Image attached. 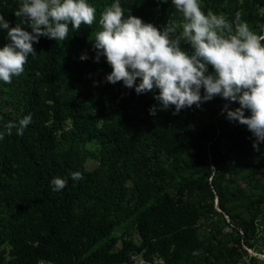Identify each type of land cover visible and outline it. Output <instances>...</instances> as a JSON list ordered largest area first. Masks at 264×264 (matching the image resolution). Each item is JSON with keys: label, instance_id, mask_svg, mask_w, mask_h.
Here are the masks:
<instances>
[{"label": "trees", "instance_id": "obj_1", "mask_svg": "<svg viewBox=\"0 0 264 264\" xmlns=\"http://www.w3.org/2000/svg\"><path fill=\"white\" fill-rule=\"evenodd\" d=\"M113 1L86 0L96 9V19L79 31L69 26L65 42L41 37L33 45L37 55L28 57L20 75L23 93L16 112H0L4 134L0 139V264H134L135 259L137 264H236L212 262L205 256L199 226L206 218L224 213L238 233L239 246L241 239L247 242L256 234L257 220L264 216V185L252 197L242 188L223 187L218 176L230 175L236 167L232 155L223 151V142L247 169L255 168L256 159L264 160V143L256 150L255 137L247 127L239 129L224 118L213 121L229 103L222 98L211 107H203L206 102L190 109L184 119L178 115L185 109L177 115L174 106L158 111L151 117L161 119L162 127L150 141L143 140L135 130L138 110L150 115L149 109L158 107V102L150 92L137 95L123 82L112 85L96 76L101 68L111 69L103 56L94 62L93 45L94 34L101 30L103 5ZM258 1L260 5L250 0H213L212 10L200 8L205 15L222 14L230 23L240 13L241 20L261 35L264 0ZM22 3L0 0V15L10 27L27 28L14 15ZM124 8L125 16L140 18L161 31L169 19L183 21L171 0H126ZM7 43V31L0 29V48ZM181 46L191 52L187 44ZM81 55L89 59L81 61ZM73 74L86 76L87 93L65 94L64 83ZM82 94L90 102L81 101ZM29 114L32 120L23 135H17L16 128L7 134L9 122L18 127ZM96 140L107 149L88 153L85 146ZM149 148L153 153L147 156ZM184 152L192 153L193 164L207 171L211 183H198L185 175L177 158ZM89 157L100 163L93 172L86 168ZM74 172L83 178L73 181ZM54 178L66 179L67 186L53 191ZM128 179L135 182L133 189L127 187ZM168 180L178 183L174 194L166 189ZM196 187L211 198L219 195L220 213L214 203L199 207L190 203L186 195ZM126 217L138 227L140 242L125 240L117 248L114 232Z\"/></svg>", "mask_w": 264, "mask_h": 264}, {"label": "clouds", "instance_id": "obj_2", "mask_svg": "<svg viewBox=\"0 0 264 264\" xmlns=\"http://www.w3.org/2000/svg\"><path fill=\"white\" fill-rule=\"evenodd\" d=\"M171 4L182 14L183 21L169 19L161 31L140 18L125 16L116 0L101 13L102 30L95 36L94 62L99 63L101 56L106 58L112 69L106 76L109 84L123 82L137 95L158 90L153 99L159 106L149 109L152 116L170 106L175 107L173 115H177L182 109L193 105L200 108L221 97L229 102L222 109L226 119L247 126L255 137L253 148L258 150L259 144L264 143V35L251 31L240 13L230 23L222 14L209 11L205 15L199 0H171ZM14 15L22 18L21 23L27 28L21 24L10 27L0 15V29L7 31L9 40L0 48V81L5 84H11L13 77L24 72L28 57L37 55L33 45L41 37L65 42L69 39V26L79 31L81 25L93 24L96 9L86 0H23ZM178 27L181 31L177 35ZM182 43L191 48L190 53L182 49ZM87 59V55L80 56L81 61ZM233 103L239 107L231 109ZM31 120L29 114L19 120L18 127L9 122L5 126L7 134L16 128L17 135H23ZM3 137L0 133V139ZM82 178L79 172L71 173L73 181ZM67 183L62 178L51 181L56 192Z\"/></svg>", "mask_w": 264, "mask_h": 264}, {"label": "rangeland", "instance_id": "obj_3", "mask_svg": "<svg viewBox=\"0 0 264 264\" xmlns=\"http://www.w3.org/2000/svg\"><path fill=\"white\" fill-rule=\"evenodd\" d=\"M126 0H119L121 7L124 8V2ZM212 1L213 0H199V4L206 6L207 9L212 10ZM228 0H226L227 2ZM255 2L257 5H260L258 0H250ZM114 0L112 3L106 2L103 5V11L115 3ZM240 3H243V0H239ZM155 10L151 11V15L154 14ZM261 13H264V9L260 7ZM251 31L259 35V30L256 29L252 24H248ZM102 30V29H101ZM181 29L178 27L176 34L180 33ZM96 36V34H94ZM264 35V28L262 29V34ZM182 47V46H181ZM183 49V47H182ZM101 71L96 73V76L101 80L105 81L106 76L110 74L111 69L101 68ZM86 76L79 74H73L70 78L64 83L65 94L68 92L69 95L72 93L81 94L87 93L84 91V82ZM22 77H13L11 84H5L0 81V112L14 113L16 112L17 100L20 98L23 93ZM158 90H153L150 92V96L158 95ZM203 94V90H201ZM221 97H215L212 101L207 102L203 107H211L213 104L219 102ZM81 101L90 102V97L82 94ZM236 107H239L237 104ZM235 107V108H236ZM192 108H197L193 105L191 108L185 109L183 112H180L178 116L180 119H184L186 113ZM234 108V109H235ZM233 109V110H234ZM139 118L136 121L135 130L143 140L150 141L155 131L159 127H162L163 121L161 119L153 118L151 115H146L142 112V109L138 110ZM246 115H250L249 112H246ZM226 119V113L223 114L220 112L217 118H214L213 121L218 122L221 119ZM230 125L237 126L240 128H246L247 126L240 125L238 122L229 121ZM107 146L102 145L100 141H93L85 146V150L88 153H98L106 150ZM222 149L224 152H228L232 155L235 160L236 167L230 175H219V182L222 183L223 187L230 189L242 188L246 194L251 195L252 197L259 195L261 193L262 186L264 185V160L256 159L254 161V169H247L235 155L233 149L229 146L228 143H222ZM150 152L147 154L149 156L152 152V148H149ZM180 163L185 169V175L191 176L193 180L198 183H205L207 180L211 183V178L208 179L207 171L204 170L201 166H196L193 164V155L192 153L184 152L182 155L177 157ZM165 160L171 162L173 157L164 158ZM100 166L99 160L93 157H89L86 168L89 172H93L98 169ZM211 169L215 172L214 167L211 165ZM218 174V173H217ZM216 174V176H217ZM215 173L213 174V176ZM215 176V177H216ZM177 182L173 180H168L166 183V189L171 193L177 191ZM127 187L133 189L135 187V182L132 179L127 180ZM190 203L196 207L206 206L211 203H214L215 209L220 213L221 210L218 206L219 195L215 194L214 198H211L209 193L203 191L200 187H196L195 190L190 191L186 195ZM238 203V202H237ZM244 209V208H243ZM244 217H248V214H244ZM242 236V232L240 233ZM114 237L119 240L117 248H122L123 241L132 240L135 243L140 242V237L138 233V227L133 223L131 217H126L122 220L121 224L116 228L114 232ZM199 237L203 243V250L205 256L212 262H228L236 264H242L243 262L247 264H264V216H260L257 220V231L256 234L249 239L247 242L241 239V246H239L238 233L234 230L231 219L227 214H222V217L212 215L209 218L203 220L199 226ZM231 250V251H229ZM139 261L134 260V264H137Z\"/></svg>", "mask_w": 264, "mask_h": 264}, {"label": "built area", "instance_id": "obj_4", "mask_svg": "<svg viewBox=\"0 0 264 264\" xmlns=\"http://www.w3.org/2000/svg\"><path fill=\"white\" fill-rule=\"evenodd\" d=\"M99 71H101V70H99ZM135 258V257H134Z\"/></svg>", "mask_w": 264, "mask_h": 264}]
</instances>
